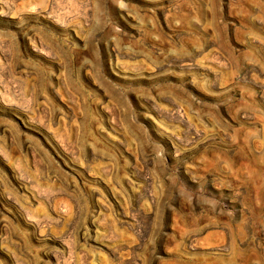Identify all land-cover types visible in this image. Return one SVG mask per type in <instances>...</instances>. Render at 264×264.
<instances>
[{
    "label": "rangeland",
    "instance_id": "obj_1",
    "mask_svg": "<svg viewBox=\"0 0 264 264\" xmlns=\"http://www.w3.org/2000/svg\"><path fill=\"white\" fill-rule=\"evenodd\" d=\"M0 264H264V0H0Z\"/></svg>",
    "mask_w": 264,
    "mask_h": 264
}]
</instances>
